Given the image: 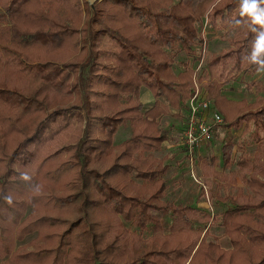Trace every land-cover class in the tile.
<instances>
[{
  "label": "trees",
  "instance_id": "obj_1",
  "mask_svg": "<svg viewBox=\"0 0 264 264\" xmlns=\"http://www.w3.org/2000/svg\"><path fill=\"white\" fill-rule=\"evenodd\" d=\"M57 1L65 2L1 0L0 110L16 118L44 111L37 92L28 93L17 87V80L20 78L32 79L48 90L73 94L78 100L75 106L47 114L32 135L19 142L3 161L7 165L14 162L29 164L34 155L27 148L43 140V133L47 130L46 120L52 121L63 116L77 118L82 122L77 141L68 148L72 152L70 160L51 174L52 178H56L65 169L74 173L71 181L74 194L64 199L54 198V202L60 207L77 204L76 211L81 213L61 235L62 240H65L78 229L79 264H115L107 262L98 250V240L88 222L89 210L97 208L106 211L108 218L110 216L129 222L134 231L143 229L145 223L150 226L146 229L152 232L148 247H153L154 250L142 253L129 251L124 255L126 261L121 264H182L186 261L187 264H264V249L258 253L256 250V246L264 245V214L260 213L264 210V200L255 207L247 203L238 204L233 197L224 199H228L230 207L216 218L222 235L230 245L228 250H223L211 237L207 238V233L200 239V229L191 226V221L199 219L197 214L201 213L200 209L163 201L165 186L161 177L166 168L159 167L151 156L167 139L166 134L156 132L159 119L167 116L171 109H179L191 96L192 90L187 70L175 76L169 72L165 62H154L152 57L158 55V50L167 47L174 49L180 45L185 51H189V44L201 45L198 25L202 14L205 13L209 25H213L215 18L221 15L223 17V13L230 11L235 12L231 24L236 26L240 20L245 22L242 35L231 51L237 68L241 62L242 50L246 51L247 44L257 35L252 28H260L259 25L253 26L250 19L242 14L244 0H100L93 4L72 0L69 10L78 15L84 12L88 15L82 29L77 28L75 20L62 21L60 14H55ZM103 5L107 9L102 12ZM44 10H51L50 17H47ZM131 28L136 32L135 38L126 35L125 31ZM77 36L78 46L85 53L83 60L74 64H57L46 60L41 62L44 58L54 56L63 44L73 38L77 43ZM103 38L113 42L119 52L116 54L106 47L98 48ZM39 50L42 54H38ZM98 59H110L119 66L110 67L98 63ZM216 60L218 58L214 61ZM108 75H113L114 79ZM71 78L73 81L69 82ZM94 83L106 84L112 90L107 95L108 100H112L110 103L116 102L121 95L123 98L120 99H125L130 105L126 109L130 114L127 120L130 122L132 136L116 147L111 145L113 135L123 123V118L118 114L119 111L101 116L92 115V111L98 107L91 98L104 96L102 92L88 90ZM217 86L210 80L203 85L209 95L221 89ZM140 89L150 91L154 99L151 107L143 114V107L138 102ZM213 103L229 118L228 127L234 130L242 127L241 132L245 133L244 129L250 123L253 129L263 130L264 102L261 100L257 101L253 109L245 107L244 112L238 116L237 105L242 102L233 103L228 100L223 103V99L215 98ZM229 105L235 107L231 110ZM6 134L3 127H0V153L5 149ZM99 136H103V139ZM230 149V143L226 142L220 150L221 171L215 170L213 157L204 163L205 170H212L211 176L224 179L222 171L226 169L227 163L230 164ZM110 156L113 157V162L107 169L99 171L94 166ZM237 166L252 172L251 161L245 156V151L241 153ZM12 173L6 168L0 176V205L3 204L2 200L9 186L7 179ZM114 174L122 179L120 187L110 181ZM235 174L236 172L233 176ZM134 180H139L140 185L136 186ZM248 183L249 187L256 184L251 180ZM257 183L260 186L261 183ZM252 208L256 210L255 214H249L248 211ZM200 215L208 219L207 215ZM163 217L169 219L167 235L158 236ZM255 217H260L258 219L263 223L250 219ZM35 222L36 225L41 222L49 226L60 223L58 219L51 217L38 218ZM22 230H25L24 226Z\"/></svg>",
  "mask_w": 264,
  "mask_h": 264
},
{
  "label": "rangeland",
  "instance_id": "obj_2",
  "mask_svg": "<svg viewBox=\"0 0 264 264\" xmlns=\"http://www.w3.org/2000/svg\"><path fill=\"white\" fill-rule=\"evenodd\" d=\"M80 1L85 0H77L78 3ZM99 1L86 0L85 2L93 4ZM71 3L72 0L57 1L55 14L59 13L62 21L75 20L77 28L82 29L88 15L86 12L78 15L69 10ZM207 6L206 10L208 9ZM101 8H103V12L107 6L103 5ZM50 11L44 10L47 17H50ZM234 13L230 11L223 13V17L221 15L213 20V25H209L210 22L207 21L206 15L203 13L198 25L201 45L189 44V51H185L180 45L175 46L174 49L163 48L158 50V55H154L152 59L154 62H165L169 72L175 76L178 72L187 70L191 77V89L194 91L193 88L198 87L200 94L211 103L215 98L223 99V103L228 100L233 103L242 102L237 105L238 116L244 112L245 107L249 106L250 109H253L258 100L264 102V74H257L255 66L250 64L246 58L253 49L256 35L247 44V50H242L241 62L237 68L235 67L236 60L231 51L235 49L234 43L242 35L241 30L244 29L245 22L240 20L236 26L231 24L232 18L235 16ZM125 32L129 38H135L134 28L127 29ZM78 38L79 36L76 37V42ZM97 47H106L108 51L116 54L119 52L115 44L107 38L101 39ZM59 49V52L54 56L44 58L41 62L46 60L57 64H74L85 57V53L79 48L78 42L75 43V38L63 44ZM38 54H42V51L39 50ZM215 58L218 60L214 61ZM97 62L110 65L113 68L119 66L110 59H98ZM209 64L213 65L210 66ZM0 74H2V70ZM108 76L114 79L113 75ZM208 80L212 84H218L217 87L221 89L217 93L213 91L209 95L203 87ZM71 81L73 78L69 82ZM17 87L24 92H37L39 94L37 98L43 102L44 111L19 116V120V117L8 116L3 110H0V127H3L4 133L7 132L4 141L5 149L0 153V176L4 174L6 168L14 173L7 179L9 186L2 200L3 204L0 205V239L2 240L0 241V264H79L78 229H75L65 240H62L61 235L69 228L70 222L78 218L81 213L76 211L77 204L60 207L54 202V198L64 199L66 196L74 194L73 182H71L74 173L72 170L65 169L56 178H52L51 174L63 163L70 160L72 152L68 148L77 141L81 133L82 122L78 121L77 118L63 116L52 121L46 120L47 130L43 133V140L27 148L34 155L29 164L21 165L19 162H14L7 165L6 161H3L4 157L10 156L19 142L32 135L39 125L38 123L44 121L47 114L75 106L78 104V100L73 94L43 88L32 79H18ZM88 90L104 94L100 98H91L93 104H97L98 107L92 111L93 116L119 111L118 114L123 118V123L113 135L111 145L116 147L121 141L130 138L132 131L130 122L127 120L130 114L126 109L130 105L127 104L126 100L120 99L123 98L120 95L116 102L110 103L112 100H108L107 95H110L112 90L106 84L94 83ZM122 95L125 94L122 93ZM140 105L143 107L141 110V114H143L147 111L148 106L143 105V103ZM107 107L109 108L106 109ZM234 107L228 106L231 110ZM172 112L175 113L177 122L170 119L173 118L171 115L170 118L165 116L159 119L156 129L157 133L160 131L166 134V141L168 140L171 148L167 150L165 145L161 144L158 150L151 154L158 162L159 167L165 166L166 168L161 177L165 186L163 201L173 205L200 209V212L205 216L207 215L208 219L206 220L203 215H200L201 213H198L199 219L191 221V226L200 229L199 238L201 239L202 235L207 233L208 239L211 237V240H214L221 249L228 250L229 241L222 235L216 218L219 213L230 207L228 199L227 201L224 200L228 196L233 197L238 204L247 203L255 207L257 203L264 200V128L263 130L253 129L252 125L248 123L244 129L245 133L241 132L242 127L239 130H234L227 126L230 121L229 118H226L225 114L216 108V112L222 118V124L216 128L211 145L204 147L203 150L199 153L196 152L193 156V170L189 173V163L176 149L179 138L176 127H179L182 120V109L179 107L177 111ZM99 138L103 139V136H99ZM226 142L230 143L231 147L228 153L230 164L227 163L226 169L222 171L225 175L224 179L219 180V177L211 176L212 170L208 172L209 170L204 169V163L209 162L213 157L215 170L221 171L220 150ZM243 151H245L248 160L251 161L252 172L237 166ZM112 162L113 157L110 156L106 160H102L101 163L94 164V166L102 171L107 169ZM198 166H201L202 170L200 174L196 170L195 174V168L197 169ZM22 172H27L32 176V183L41 185L40 194L30 191L27 184L19 178ZM235 172L236 174L233 176ZM197 174L200 179L195 178ZM129 178L132 180L131 177ZM248 180L256 182V184L254 183L249 187ZM110 181L120 187L122 179L114 174L110 177ZM257 182L261 183L260 186ZM134 183L139 186L141 182L134 180ZM8 196L12 197V203L7 202L6 197ZM248 212L255 214L256 210L254 211L252 208ZM260 213L264 214V210H261ZM45 217L58 219L60 223L49 226L40 222L36 225L35 220ZM258 218L260 217L250 219L256 223H263ZM88 222L92 226L96 240H98L97 248L107 262L121 264L126 261L124 255L129 251L142 253L154 250L153 247H148L152 232L146 230L150 227L146 223H142L143 229L134 231V227L129 222H123L119 218H111L110 216L108 218L106 211L99 208L93 211L89 210ZM168 222V218H161V232L157 233L158 236L167 235ZM23 226L25 230L21 231ZM263 249L264 245L256 246L257 253L258 251L262 252ZM182 264H187V261Z\"/></svg>",
  "mask_w": 264,
  "mask_h": 264
},
{
  "label": "built area",
  "instance_id": "obj_3",
  "mask_svg": "<svg viewBox=\"0 0 264 264\" xmlns=\"http://www.w3.org/2000/svg\"><path fill=\"white\" fill-rule=\"evenodd\" d=\"M193 89L185 102L184 123L179 139V146L188 157L190 169L196 151L210 142L216 128L222 124V118L214 109L213 103L207 101L199 89L196 87Z\"/></svg>",
  "mask_w": 264,
  "mask_h": 264
},
{
  "label": "clouds",
  "instance_id": "obj_4",
  "mask_svg": "<svg viewBox=\"0 0 264 264\" xmlns=\"http://www.w3.org/2000/svg\"><path fill=\"white\" fill-rule=\"evenodd\" d=\"M264 0H244L242 5V14L246 15L253 26L259 25V30L253 27L252 30L257 33L253 49L246 57L250 64L255 66L257 74H264ZM238 23V22H237ZM19 178L24 181L29 190L35 194L42 191L41 185L32 183V176L27 172L20 173ZM8 203H12V197H6Z\"/></svg>",
  "mask_w": 264,
  "mask_h": 264
},
{
  "label": "crops",
  "instance_id": "obj_5",
  "mask_svg": "<svg viewBox=\"0 0 264 264\" xmlns=\"http://www.w3.org/2000/svg\"><path fill=\"white\" fill-rule=\"evenodd\" d=\"M183 71V70H182ZM181 72V71H180ZM179 73V72H178ZM196 88H198V87H196ZM192 91L193 90H191V93H192ZM203 92V91H202ZM138 102H141L140 104H142L143 103V105H147L148 106V108H150L151 107V104L153 103V101H154V99H153V97H152V94H151V92L150 91H148V90H145V89H141V93L139 94V97H138ZM186 102V101H185ZM185 102L183 103V105L182 106H180L181 107V109H182V116H181V122L179 123V127H176V128H178V130L176 131V133H178V135H179V138H178V142H177V144H176V149H178L179 150V152L183 155V157L184 158H186V160H187V163H188V157L186 156V154L184 153V151H183V149H181L180 148V146H179V139H180V130L182 129V126H183V123H184V115H185ZM214 109L216 110V107L214 106ZM172 111H177V109H171L170 111H169V114L167 115L168 117L171 115L173 118H170V119H172L173 120V122H177V117L176 116H174V114L175 113H173ZM175 119V120H174ZM215 135V134H214ZM214 137V136H213ZM211 141H212V139L210 140V142L206 145V146H202V147H200V149L198 150V151H196V152H200L201 150H203L204 149V147H207V146H210L211 145ZM169 142H168V140L166 141V143H162L163 145H165V148L168 150V148H171V146L168 144ZM196 154V153H195ZM194 154V155H195ZM195 158V157H194ZM192 161H193V158H192ZM194 164V163H193ZM193 164H192V168L190 169V166H189V168H188V170H189V173H191V170H193ZM165 167V166H164ZM196 170H197V172H199V174H200V172H201V170H202V167L201 166H198L197 167V169L195 168V174H196ZM199 175L197 174L196 175V177L195 178H197V179H200L199 177H198Z\"/></svg>",
  "mask_w": 264,
  "mask_h": 264
},
{
  "label": "water",
  "instance_id": "obj_6",
  "mask_svg": "<svg viewBox=\"0 0 264 264\" xmlns=\"http://www.w3.org/2000/svg\"><path fill=\"white\" fill-rule=\"evenodd\" d=\"M86 1V0H85Z\"/></svg>",
  "mask_w": 264,
  "mask_h": 264
}]
</instances>
